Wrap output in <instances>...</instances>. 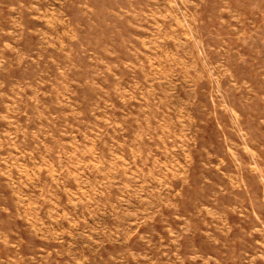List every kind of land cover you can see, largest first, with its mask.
Returning a JSON list of instances; mask_svg holds the SVG:
<instances>
[{
	"label": "rangeland",
	"instance_id": "374dc122",
	"mask_svg": "<svg viewBox=\"0 0 264 264\" xmlns=\"http://www.w3.org/2000/svg\"><path fill=\"white\" fill-rule=\"evenodd\" d=\"M0 264H264V0H0Z\"/></svg>",
	"mask_w": 264,
	"mask_h": 264
}]
</instances>
